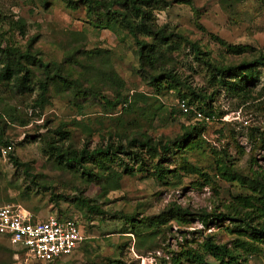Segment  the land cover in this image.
Instances as JSON below:
<instances>
[{
    "label": "rangeland",
    "instance_id": "obj_1",
    "mask_svg": "<svg viewBox=\"0 0 264 264\" xmlns=\"http://www.w3.org/2000/svg\"><path fill=\"white\" fill-rule=\"evenodd\" d=\"M167 1L173 3L156 14L157 24L168 25L188 40L198 43L212 59L225 54L215 38L225 44L248 46L255 51L264 47V4L260 0ZM0 14L5 19L0 20L2 31H8V21L25 22L24 36L19 32H9L13 43L19 47H25L29 39L38 36L34 49L44 62H62L67 51L74 46L73 42L70 43L71 34L82 32L87 38V50L98 48L109 51L105 57L124 82L121 94L130 97L141 93L150 99L146 105H153L150 109L140 104L134 114L126 117L120 108L113 114H106L105 108L97 102L80 99L79 106H75L69 93H52L50 105L40 111L33 108V94L19 96L0 90V202L18 205L38 220H45L50 215L77 219L85 238V243L82 242L70 257L55 264H107L115 259L122 264H171L170 252L177 253L181 245L197 248L196 245L207 235L213 236L220 244L232 239L225 230L229 226L227 223L214 222L205 227L200 221L193 220L183 227L171 224L165 240H158L161 249L149 252L143 247L138 253L134 237L121 233L129 228L122 217L135 212L138 217L156 215L170 203L192 211L210 212L218 207L217 211L222 212V204L228 201L230 194L239 190L214 177V162L221 156L245 173L250 169L264 172V148L249 137L252 129H259L261 133L264 131V111L251 108L249 103L238 105L235 99L228 98L223 92L215 96L213 108L223 116L219 120L215 117L207 124L202 135L206 144L190 151L186 159L189 165L198 167L213 178L212 186L218 190V196L201 177L183 172L180 177L171 179L170 185L163 187L142 174L124 176L118 190L104 195L100 188L82 175L79 168L64 172L58 168L56 156L49 154L45 140L51 137L56 146H71L76 151L84 147L93 150L108 144L109 137L117 140L115 130L118 118L125 121L136 118V122L144 123L143 130L155 140L160 137L174 139L182 134V128L189 125L188 118L179 113V107L174 102L176 96L167 94L158 98L164 108L154 111L158 104L154 101L153 91L136 73L138 64L133 40L124 32L116 35L108 30L93 29L86 22L83 9L71 11L58 0H48L47 7L37 0H0ZM173 58V71L178 77L196 91L210 94L208 72L193 59L187 46ZM240 59L242 57L231 58L234 62ZM95 64L100 65L99 62ZM78 70L63 67L64 74L72 71L77 75ZM258 73L260 81L256 89L264 82L261 69ZM89 88L100 92L101 87L96 80H90ZM102 95L109 99L115 96L109 90L103 91ZM171 108L177 110V114L169 116ZM141 109L144 110L143 115ZM23 123L25 126H22ZM61 124L64 130L71 132L70 142L54 134ZM254 136L258 137L256 133ZM3 141L11 146L6 155L2 152ZM251 156L256 160L252 166ZM180 162L177 157H169V164L174 167H179ZM80 195L91 201V205L98 204L105 212L104 216L94 215L90 221L86 220V210L74 200ZM14 251L0 237V264H41L26 259L24 255H15ZM249 264H264V255H250Z\"/></svg>",
    "mask_w": 264,
    "mask_h": 264
},
{
    "label": "trees",
    "instance_id": "obj_2",
    "mask_svg": "<svg viewBox=\"0 0 264 264\" xmlns=\"http://www.w3.org/2000/svg\"><path fill=\"white\" fill-rule=\"evenodd\" d=\"M37 1L43 7L48 6V0ZM58 1L71 11L83 9L86 22L93 29L108 30L116 35L124 32L133 40L138 64L136 73L153 91L154 101L158 104L154 111L164 108L158 98L173 94L176 96L174 102L177 105L179 101L184 100L188 107L200 112L205 118L216 117L219 120L223 113H217L213 103L215 96L220 92L235 99L238 105L249 103L251 108L264 111V82L256 89L260 81L258 71L261 69L264 75V47L255 51L248 46L225 44L215 38L225 50V54L221 53L218 59H212L198 43L188 40L168 25L157 24L156 14L165 11L173 3L167 0ZM260 1L264 4V0ZM0 20H5L1 14ZM7 25L8 31H2L0 27V90H8L19 96L33 94V108L40 111L50 105L52 95L67 93L72 97L71 102L75 106H79L80 99L89 103L97 102L105 108L106 114H113L120 108L124 116L130 117L140 104L153 108V105H146L150 99L141 93L130 97L121 94L124 82L114 71L108 57H105L109 55V51L98 48L87 50V38L82 32L71 34L70 43L73 42L74 46L67 51L62 62H44L40 53L34 49L38 36L29 39L25 47H19L12 41L11 32L25 35V22L8 21ZM185 46L189 48L193 59L206 68L210 94L203 90L196 91L174 73L173 55H179ZM241 57L239 62L231 60ZM97 62L100 63L99 66L95 64ZM65 66L79 68L77 75L72 71L64 74ZM90 80H96L102 90L100 88V92L92 91L89 88ZM105 90L114 93V98L103 96L102 92ZM141 110L143 115L144 110ZM179 113L181 114L180 110ZM175 114L177 110L171 108L169 116ZM186 117L189 125L182 128V134L174 139L164 140V137H160L155 140L143 130L144 123L136 122V118L128 121L118 118L115 130L117 140L109 137L108 144L93 150L84 147L76 151L71 146H56L51 137L45 141L49 154L56 156L58 168L63 172L79 168L82 175L100 188L104 195L118 190L120 180L124 176L142 174L152 178L157 186L163 187L170 185L171 179L180 177L183 172L201 177L204 184L211 186L218 196V190L212 186L213 178L198 167L189 165L186 159L190 151L206 144L202 135L210 122L205 118L196 119L193 111ZM22 126H25L24 123ZM63 126L61 124L54 134L70 142L71 132L64 130ZM253 132L258 137H255ZM249 137L253 142L258 141L259 146L264 148V131L261 133L259 129H252ZM9 144L7 141L1 142L3 148L11 147ZM170 156L180 159L179 167L169 164ZM223 156L227 157L225 154ZM12 160L18 164L15 159ZM255 162L251 156L250 165ZM22 166L27 167L26 164ZM214 166L215 178L239 190L230 194L228 201L222 204L223 211L218 212V207L210 212L192 211L188 207L170 203L152 216L138 217L136 212L124 214L122 218L129 228L121 233H129L134 237L138 253L143 247L149 252L161 249L158 240H165V234L172 228L171 224L183 227L197 220L205 227L214 222L227 223L229 226L225 227V230L232 239L220 244L213 236L207 235L196 245L197 248L181 245L177 253L170 252L171 264H249L250 255H264V172L250 169L245 173L234 168L229 159H221V156L217 157ZM25 172L28 175L27 171ZM74 200L86 210V220L90 221L94 215L100 217L105 214L98 204L91 205V201L83 199L81 195ZM18 254L24 255L23 252ZM107 264L122 263L115 259L109 260Z\"/></svg>",
    "mask_w": 264,
    "mask_h": 264
},
{
    "label": "built area",
    "instance_id": "obj_3",
    "mask_svg": "<svg viewBox=\"0 0 264 264\" xmlns=\"http://www.w3.org/2000/svg\"><path fill=\"white\" fill-rule=\"evenodd\" d=\"M182 115L193 111L196 119L205 118L203 114L188 107L186 101L178 103ZM205 118L207 122L213 120ZM11 147L2 149L4 155ZM0 237L13 250L23 252L28 260L41 264L55 263L70 257L85 240L77 219L48 216L38 220L18 205L0 202Z\"/></svg>",
    "mask_w": 264,
    "mask_h": 264
},
{
    "label": "crops",
    "instance_id": "obj_4",
    "mask_svg": "<svg viewBox=\"0 0 264 264\" xmlns=\"http://www.w3.org/2000/svg\"><path fill=\"white\" fill-rule=\"evenodd\" d=\"M1 240H3V241L5 242V240H4V239H2V238H1ZM5 243H6V242H5ZM11 249H12V248H11ZM12 250H13V249H12ZM14 254L16 255V252H15V251H14Z\"/></svg>",
    "mask_w": 264,
    "mask_h": 264
}]
</instances>
